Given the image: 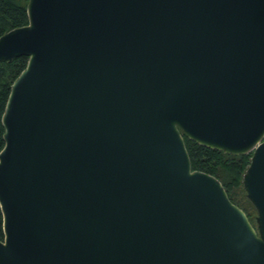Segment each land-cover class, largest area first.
Segmentation results:
<instances>
[{"label": "water", "instance_id": "1", "mask_svg": "<svg viewBox=\"0 0 264 264\" xmlns=\"http://www.w3.org/2000/svg\"><path fill=\"white\" fill-rule=\"evenodd\" d=\"M2 117L0 264H264V0H29ZM231 153L260 214L193 170Z\"/></svg>", "mask_w": 264, "mask_h": 264}, {"label": "trees", "instance_id": "2", "mask_svg": "<svg viewBox=\"0 0 264 264\" xmlns=\"http://www.w3.org/2000/svg\"><path fill=\"white\" fill-rule=\"evenodd\" d=\"M29 0H0V36L5 32L29 23ZM28 54L12 59H0V151L5 145V126L2 121L13 82L26 68ZM193 170L215 175L225 187L230 199L240 206L252 222H255L257 207L249 198L244 186V177L250 166L253 151L231 153L210 147L191 139L183 132ZM4 215L0 204V239H4Z\"/></svg>", "mask_w": 264, "mask_h": 264}, {"label": "rangeland", "instance_id": "3", "mask_svg": "<svg viewBox=\"0 0 264 264\" xmlns=\"http://www.w3.org/2000/svg\"><path fill=\"white\" fill-rule=\"evenodd\" d=\"M248 170V169H247ZM247 173V172H246ZM246 175V174H245ZM244 186H245V189H246V191H247V193H248V190H247V188H246V185H245V177H244ZM249 195V194H248ZM248 216V215H247ZM249 218V217H248ZM249 220H250V218H249ZM250 222L252 223V225H253V227H254V229H255V231H256V233H257V235L258 236H262V228H261V222H260V214H259V211L257 210V213H256V215H255V222H252L251 220H250Z\"/></svg>", "mask_w": 264, "mask_h": 264}]
</instances>
